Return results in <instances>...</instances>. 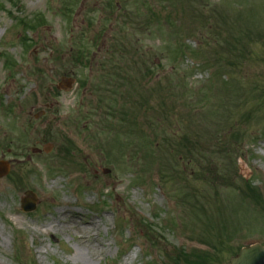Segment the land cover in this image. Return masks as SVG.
<instances>
[{"label": "rangeland", "instance_id": "1", "mask_svg": "<svg viewBox=\"0 0 264 264\" xmlns=\"http://www.w3.org/2000/svg\"><path fill=\"white\" fill-rule=\"evenodd\" d=\"M147 4L163 14L159 24L148 10L146 27L130 20L141 7L138 0H0V160L10 164L0 179L8 188L0 191V264H19L17 258L36 264H168L165 252L209 249L198 238L202 225L161 181L165 167L156 164L149 172L142 161L131 160L132 153L121 154L120 142L135 136L109 112L115 100L135 111L147 98L168 103L160 134L177 142L201 138L208 154L218 155L215 166L237 171L247 193L222 188L224 210L207 233L227 242L217 264H228L241 246L264 245V0ZM39 21L36 31L24 25ZM119 36L147 62H138V72L147 65L155 79L142 75L139 82L123 83L105 74ZM84 44L87 67L69 62ZM208 60L235 64H218L217 70ZM7 62H15L12 70ZM66 70L76 85L57 94L53 87ZM88 77L102 86L97 96L86 95L92 90L82 86ZM46 105L51 109L36 120ZM229 125L243 134L239 142L229 141L230 128L225 135ZM138 128L147 130L142 118ZM45 146L53 147L32 152ZM181 168L190 172L189 183L202 187L193 178L195 167ZM28 191L37 206L30 214L21 209ZM137 214L153 224L159 248L144 238ZM89 219L94 228L84 225Z\"/></svg>", "mask_w": 264, "mask_h": 264}, {"label": "trees", "instance_id": "2", "mask_svg": "<svg viewBox=\"0 0 264 264\" xmlns=\"http://www.w3.org/2000/svg\"><path fill=\"white\" fill-rule=\"evenodd\" d=\"M141 4V7H137L134 10V13L129 15L130 20L133 22V19L142 22V27H146L149 22L147 10L150 12L151 20L159 24L163 18V14L155 9L148 8L147 0H138ZM146 24H143V23ZM32 29H35L34 26H31ZM112 45V52L108 54L105 62H113L115 65L108 67L110 69L118 71L117 74H110L111 77L121 76L120 71H125L122 78H140L141 73L138 71L141 69V65L138 62H144L143 56H138L136 58V51L133 49L134 44L130 40H126V43L123 40V37L119 36L114 39ZM135 47V46H134ZM85 49L79 48L72 62H77L82 64L85 59ZM12 62H8L7 66L11 65ZM206 64L209 67L217 68L218 64H223V66H232L235 63L229 62V65L223 62H212L208 60ZM222 66V67H223ZM147 71L142 73L143 77L147 79L149 76L152 79H155V73L152 72L154 68H150V73L148 72V66L146 65ZM135 71V73H133ZM45 74L44 70L40 69L37 73V76L42 79ZM203 98V96H202ZM201 98V100H202ZM146 108L141 105V102L137 103L140 106L139 111L128 109L124 104L120 105L116 100L114 104L109 106V112L113 118H117L126 124L125 128H128L129 131L135 136V139L129 142H120V151L121 154L125 157H129L132 153L131 160L139 161L138 164L142 161L143 166L149 169V172L152 170V167L156 164H160L159 176L161 181L165 186L171 185V191L175 195L177 203L187 207L191 214H194L196 220L201 224L202 231L198 236L199 240L208 246L209 249L205 250H194L192 252H185L182 249H176L173 252H165V257L168 260V264H217L221 259L219 255L223 254L224 248L227 246L226 241H222L219 238L215 240H210L209 235L207 234L211 228L212 224L218 222L220 214L219 211L224 210V205L219 206V198L222 196V188H232L237 190L240 194L245 195L247 193L245 187L237 182L238 175L237 171L234 172V169H229L226 165L219 166L214 165V162L219 159L218 155L208 154L207 146H203L201 138L197 141H194L190 137H181L179 142L177 139H169L168 136L160 134L158 132L159 128L164 125V119L166 114H168L166 109L171 108L168 106V103H153L149 102V99L145 101ZM144 107V108H143ZM143 110V112H142ZM252 112H248L247 115H251ZM142 115V116H141ZM141 118L144 120L147 130H141L138 128ZM226 134L227 129L230 128L231 136L229 141H232L233 138L236 142H239L243 138V134L240 131L235 130L232 125L225 126ZM25 131H29L28 128ZM136 139H140L137 141ZM10 149L12 137L8 138ZM228 143L230 149L231 143ZM118 150V151H119ZM224 151V149H223ZM142 154V158L141 155ZM225 154L228 156L229 150L225 151ZM170 156V157H168ZM159 160V161H158ZM209 160L212 161L211 164ZM161 162V163H160ZM181 165L195 167L193 170V178L197 177V180L203 182L201 188L196 185H193L188 182V177H190V172L183 170ZM195 165V166H194ZM206 165V166H204ZM246 188L249 189V192L253 194V197L256 198L259 196L256 193V188L246 184ZM256 202L258 200L253 199ZM224 204V203H223ZM212 206L215 207L217 211L213 215ZM197 224V223H195ZM140 225L144 231V238L150 242L154 247L159 248V243L156 241L155 228L149 222L140 219ZM206 241V242H204ZM226 250V249H225ZM230 254L229 252H227ZM19 264H36L35 260L31 258L26 263H23L21 258H17Z\"/></svg>", "mask_w": 264, "mask_h": 264}, {"label": "water", "instance_id": "3", "mask_svg": "<svg viewBox=\"0 0 264 264\" xmlns=\"http://www.w3.org/2000/svg\"><path fill=\"white\" fill-rule=\"evenodd\" d=\"M74 84L73 79L63 78L58 88L60 90H67L72 87ZM44 112H39L35 115L36 119H40L44 116ZM52 149L51 146L44 148L45 152H50ZM34 153H39L37 149L33 150ZM9 164L5 161H0V178L6 176L9 173ZM26 199L23 200L22 209L24 212H34L36 210L35 202L33 201L35 195L31 192L26 194ZM229 264H264V247L260 245L251 246L249 248L243 249L239 256L231 259Z\"/></svg>", "mask_w": 264, "mask_h": 264}, {"label": "flooded vegetation", "instance_id": "4", "mask_svg": "<svg viewBox=\"0 0 264 264\" xmlns=\"http://www.w3.org/2000/svg\"><path fill=\"white\" fill-rule=\"evenodd\" d=\"M20 23H22V21H21ZM59 60H60V59H59ZM69 62H70V61H69ZM86 86L89 87L90 90H91V88H92L91 91H89L87 88H85V91L88 90L87 93H86V95H87V94H89V95L96 94V96H97L101 91H103V90H102V86H100V85H98V84L95 85V84L87 83ZM60 93H61V92H60Z\"/></svg>", "mask_w": 264, "mask_h": 264}, {"label": "bare ground", "instance_id": "5", "mask_svg": "<svg viewBox=\"0 0 264 264\" xmlns=\"http://www.w3.org/2000/svg\"><path fill=\"white\" fill-rule=\"evenodd\" d=\"M7 190H8V188L6 187V185L4 183H1L0 184V191L1 192H5ZM83 223H84V225H87L89 228H94L95 227L93 221L90 220V219L89 220H85ZM81 257H83V256L81 255ZM86 257H87V254H85V258Z\"/></svg>", "mask_w": 264, "mask_h": 264}]
</instances>
